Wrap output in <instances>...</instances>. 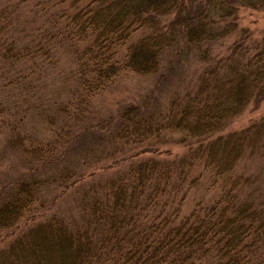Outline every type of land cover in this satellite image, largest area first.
Wrapping results in <instances>:
<instances>
[{
  "label": "trees",
  "instance_id": "obj_1",
  "mask_svg": "<svg viewBox=\"0 0 264 264\" xmlns=\"http://www.w3.org/2000/svg\"><path fill=\"white\" fill-rule=\"evenodd\" d=\"M241 8L264 0H0V264H264Z\"/></svg>",
  "mask_w": 264,
  "mask_h": 264
},
{
  "label": "rangeland",
  "instance_id": "obj_2",
  "mask_svg": "<svg viewBox=\"0 0 264 264\" xmlns=\"http://www.w3.org/2000/svg\"><path fill=\"white\" fill-rule=\"evenodd\" d=\"M238 23L240 27L248 28L253 34V37H261L264 35V10L256 11L248 8H241L238 12ZM144 80H131V78L123 81L121 84L114 85L109 88L99 98V105L105 106V109H114L117 107L119 102L131 100L134 93L139 90L144 84ZM264 112V100L254 108L252 105L249 106L241 116H239L234 125L242 126L245 125L249 120L257 117ZM180 149L173 147V153H178ZM12 164V163H11ZM15 168V167H14Z\"/></svg>",
  "mask_w": 264,
  "mask_h": 264
}]
</instances>
